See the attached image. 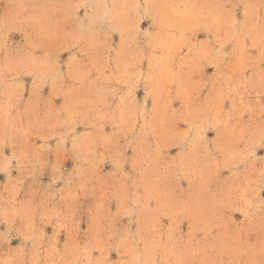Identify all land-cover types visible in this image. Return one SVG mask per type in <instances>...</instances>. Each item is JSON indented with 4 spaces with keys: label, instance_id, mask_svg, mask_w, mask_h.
I'll return each instance as SVG.
<instances>
[{
    "label": "clouds",
    "instance_id": "clouds-1",
    "mask_svg": "<svg viewBox=\"0 0 264 264\" xmlns=\"http://www.w3.org/2000/svg\"><path fill=\"white\" fill-rule=\"evenodd\" d=\"M262 150L264 0H0V264H264Z\"/></svg>",
    "mask_w": 264,
    "mask_h": 264
},
{
    "label": "rangeland",
    "instance_id": "rangeland-1",
    "mask_svg": "<svg viewBox=\"0 0 264 264\" xmlns=\"http://www.w3.org/2000/svg\"><path fill=\"white\" fill-rule=\"evenodd\" d=\"M144 27H147V24L145 23L144 25H142V28H144ZM200 38H203V36H201ZM117 42H118V37H116V38H114ZM67 58V54H65V56L64 57H62V59H66ZM209 71V74H211V69H209L208 70ZM25 82H26V85L27 84H30V78H26V80H25ZM47 92H48V89H45V94H47ZM142 95H143V93L142 92H140V93H138V98L139 97H142ZM26 98H27V93H26ZM57 104H59V101H57ZM79 131V130H78ZM212 135L213 134H209V138L211 139L212 138ZM7 154V153H6ZM172 154H175V152L173 151V153ZM258 155H264V150H262L260 153H258ZM105 170L106 171H109V170H111L110 169V166H107L106 165V168H105ZM14 175H15V173H14ZM3 179H4V177L3 176H0V182H2L3 181ZM44 182L45 183H47L48 182V178H47V176H45V178H44ZM126 222V221H125ZM84 227V225H82V228ZM47 231H48V233L49 234H51V228H49V229H47ZM17 242L16 241H14L13 242V244L15 245ZM113 259H115L116 257H115V254H113V257H112Z\"/></svg>",
    "mask_w": 264,
    "mask_h": 264
}]
</instances>
